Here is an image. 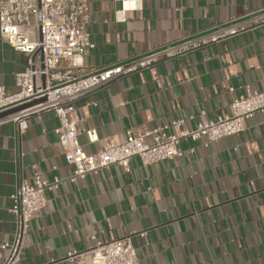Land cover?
Masks as SVG:
<instances>
[{
  "label": "crops",
  "instance_id": "0c3cea01",
  "mask_svg": "<svg viewBox=\"0 0 264 264\" xmlns=\"http://www.w3.org/2000/svg\"><path fill=\"white\" fill-rule=\"evenodd\" d=\"M117 6L90 1L88 30L96 46L83 58L82 72L243 17L264 8V0H145L122 22L113 18ZM26 63L0 38V85L7 93L16 90L14 75ZM246 88L264 89V25L123 75L75 103L70 119L97 130V142L78 137L94 152L104 137L124 141L129 127L153 128L201 110L211 120L230 114L232 96ZM90 100L97 106L86 105ZM57 123L46 111L31 116L24 133L11 121L0 124V244L15 229L9 196L21 180L31 181L32 166L47 180L74 170L57 144ZM245 126L208 147L202 139L181 141L184 154L171 160L143 165L134 157L129 170L113 164L63 180L30 221L18 264L59 261L69 250L92 246V236L105 241L126 234H133L139 264H264V113Z\"/></svg>",
  "mask_w": 264,
  "mask_h": 264
},
{
  "label": "built area",
  "instance_id": "2783aa9c",
  "mask_svg": "<svg viewBox=\"0 0 264 264\" xmlns=\"http://www.w3.org/2000/svg\"><path fill=\"white\" fill-rule=\"evenodd\" d=\"M90 1L0 0V38L27 57L25 68L14 75L16 90L7 93L0 85V112L33 102L0 119V124L11 121L17 131L24 133L31 116L53 111L58 123L52 130L62 148L64 163L74 167L64 179L55 177L47 180L32 166L31 181L23 179L16 184L9 196L11 206L8 209L15 229L12 239L0 244V264L19 263L30 221L46 206L48 192L57 189L63 180L82 179L113 164L129 170L130 160L134 157L143 165L171 160L184 154L179 149L181 141L194 143L202 139V144L208 147L213 141L241 133L255 113H264V89L246 88L232 96L230 114L211 120L206 111L201 110L187 118L177 117L153 128L129 127L125 130L124 141L117 143L112 137H104L99 150L86 152L79 143V135L85 133L89 143L99 141V137L96 129L79 128L70 119L75 103L123 75L148 70L160 61L187 55L243 33L248 28L264 25L262 8L124 61L82 72L83 58L96 46L88 30ZM113 1L118 3L113 13L114 21L122 22L126 11L142 9L145 0ZM127 2L129 6H126ZM230 91L233 92L234 88L230 87ZM85 103L97 106V101ZM188 121H194L192 127L186 125ZM194 150L195 147H189L187 153L192 154ZM132 237L133 234H126L101 241L92 236L94 244L86 250H69L61 260L51 259L47 264L60 261L66 264H139Z\"/></svg>",
  "mask_w": 264,
  "mask_h": 264
},
{
  "label": "water",
  "instance_id": "95a60500",
  "mask_svg": "<svg viewBox=\"0 0 264 264\" xmlns=\"http://www.w3.org/2000/svg\"><path fill=\"white\" fill-rule=\"evenodd\" d=\"M34 102H35V101H34ZM31 103H33V102H27V103H25V104L18 105V106H14V107H10V108L7 109V110L1 111V112H0V119L9 116V114H12L13 112H16V111H19V110H21V109L26 108V107H27L28 105H30Z\"/></svg>",
  "mask_w": 264,
  "mask_h": 264
},
{
  "label": "bare ground",
  "instance_id": "6f19581e",
  "mask_svg": "<svg viewBox=\"0 0 264 264\" xmlns=\"http://www.w3.org/2000/svg\"><path fill=\"white\" fill-rule=\"evenodd\" d=\"M129 5H130V3H129V2H127V3H126V6H129Z\"/></svg>",
  "mask_w": 264,
  "mask_h": 264
}]
</instances>
